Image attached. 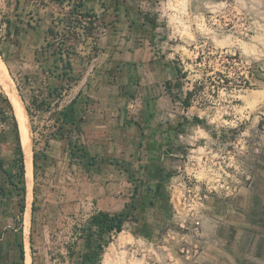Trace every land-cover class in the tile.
Segmentation results:
<instances>
[{"label": "rangeland", "instance_id": "obj_1", "mask_svg": "<svg viewBox=\"0 0 264 264\" xmlns=\"http://www.w3.org/2000/svg\"><path fill=\"white\" fill-rule=\"evenodd\" d=\"M31 2L0 0V94L10 104L14 96L23 105L31 164L33 150L46 159H38L35 169L32 164L28 202L23 146L20 141L25 186L20 192L15 132L0 114V264H264V0H126L127 12L117 1L120 16L96 17L97 30L89 36L67 28L66 20L57 23L81 0ZM48 28L56 38L47 35ZM107 28H121L122 36L132 39L126 55L134 61H126L131 78L122 87L124 103L166 112L158 94L169 82L179 125L167 132L160 128L164 121L156 120L133 161L96 156L107 160L93 167L78 164L81 158L70 157L67 139L59 140L69 155L64 178L62 168H47L58 160L49 162L46 153L58 139L44 149L41 138L52 124L49 113L38 111L30 118L25 110L45 97L46 86L61 84L53 77L45 82L44 72L56 75L58 56L53 48L43 52L41 47L47 39L71 54L78 83L61 102L60 108H67L83 91L82 78L100 55ZM36 29L45 35L36 50L16 36L25 31L27 41L39 36ZM217 54L238 55V71L249 73L252 87L220 90L214 97L205 90L184 112L185 91L205 76L207 63L196 60ZM154 60L165 65L169 81L160 77L158 64L151 70L155 74L146 71ZM209 61L215 72L225 69L222 59ZM176 68L187 73L188 84L181 81L177 87ZM171 135L177 138L173 144ZM70 139L77 141L74 134ZM99 212L124 217L119 233L102 235L106 242L99 258L90 262L84 258L101 234L92 225Z\"/></svg>", "mask_w": 264, "mask_h": 264}, {"label": "crops", "instance_id": "obj_2", "mask_svg": "<svg viewBox=\"0 0 264 264\" xmlns=\"http://www.w3.org/2000/svg\"><path fill=\"white\" fill-rule=\"evenodd\" d=\"M18 1L26 2V0ZM32 1L33 4L36 0ZM117 1L123 4L124 11L127 12L129 5L126 0H81L79 9L81 13L92 14L102 20L109 18L111 13H114V16H120L121 6L115 8L114 5V2ZM120 29L107 28L105 30L106 37L103 39V46H100L102 48L101 53L94 59L92 68L86 72V76L84 75L82 78L83 94L88 98L89 105L81 122L82 133L79 143L92 157L104 155L133 161L140 151L138 148L140 142L148 140L145 135L153 130L156 120L164 121V127H160L161 129L164 128L167 132L168 130L173 132V125H179V108L177 102L173 101L165 91L164 86L161 87L162 90L158 94V99L166 101V112L156 110L153 105L139 108L124 103L125 98L121 93L122 87L125 82L129 83L131 78V75L125 70L128 67L126 61L133 63L134 58L133 56L128 58L126 55L131 52L128 48L132 44V39L124 38ZM37 31L39 36L27 41L23 36V34L28 35L25 31L16 36L23 44L25 43L26 47L36 50L41 47L45 38L44 30L36 29L35 32L37 33ZM104 57L107 58L102 60ZM99 63H104V66H100ZM155 64L159 66L160 77L169 81L171 77L166 74L165 65L160 66V63L155 60L150 68H146V71L151 72ZM169 69L170 67L167 70ZM151 74L155 73L151 72ZM170 138V144H173V140L177 141L175 136L171 135ZM151 140H154L153 136ZM162 141L164 140L159 139V143ZM46 153L49 162L50 160L52 162V159H58L53 161L51 166L48 165V169L50 167L62 168V174L68 170L69 163L65 161L69 155L64 150L62 141L52 140ZM64 176L66 178L67 174Z\"/></svg>", "mask_w": 264, "mask_h": 264}, {"label": "trees", "instance_id": "obj_3", "mask_svg": "<svg viewBox=\"0 0 264 264\" xmlns=\"http://www.w3.org/2000/svg\"><path fill=\"white\" fill-rule=\"evenodd\" d=\"M80 3L79 5L74 6L68 13H66L62 20H58L57 23L61 24L64 22V20L68 21L67 28L76 30L81 29L82 33L85 34V36L91 35L94 30H97L96 28V22L97 19L94 15L88 14V13H81L80 12ZM75 16V18H74ZM78 17V18H77ZM82 18V20H79ZM77 19V20H76ZM87 20L86 24L88 26H85L83 23ZM75 21V22H74ZM95 25V26H94ZM8 31V30H7ZM74 33L75 32H71ZM47 35L50 37H57V34L54 32L52 28L47 29ZM78 35V34H76ZM46 46L41 47V50L47 51V49L53 48L52 55L58 56L57 59H55L54 63V69L56 72V75H52L53 72H44L45 82H48L51 77L57 79L61 84L60 86H57L53 89H50L48 86H46V93L45 97L41 98V100H34L31 106H26L25 110L26 113L29 115L30 118L34 116V113L38 111H45L48 112L50 115L49 121H52V124L45 127V134H41V138L44 139V149H46L49 146V140L50 139H58L63 140L67 139L68 146L70 147V157L72 159H76L77 157H80L81 159L77 161L80 165H85L87 167H93L97 165L100 161H106V158L101 157H92L90 156L86 150L83 148L82 145H77L79 143L80 135L82 133L81 129V122L83 120V115L85 111L88 108L89 101L88 98L83 95V91L79 90L76 94V96L70 101L69 106L66 108L63 106V108H60L61 102L64 100V97L66 94L72 91L73 87L77 86L78 78H75L73 76V66L70 58V52L68 50H65L59 46H55L54 44H49L47 42V39L45 40ZM68 49V48H67ZM65 53V54H64ZM222 59L224 62V70L222 72H215L211 66H209V60L210 59ZM196 62L198 64H202L203 62L207 63L205 64L204 73L205 76L202 80L195 82L192 84L191 89H187L184 93V98L180 100V103L182 105L183 111L186 112L189 108L192 107V103L194 98L196 97L197 93H202L206 90V94L209 96H216L217 93L220 90H226V91H232V90H241V89H249L251 88V84L249 82V73L248 75L241 74L240 71H238L237 64L240 63L239 56H227V55H214V56H207L206 59L199 57ZM176 77L175 81L179 84V86H183L181 81H185L187 84L189 83L187 79V73L183 72L181 69L176 68ZM209 74V75H208ZM47 84V83H46ZM170 83L166 82L164 84L165 91L169 94L170 98L175 101V97L173 96L171 89H170ZM41 93V92H40ZM41 95V94H40ZM80 97H83L81 100V106L82 108L78 109L77 103L78 99ZM80 112V113H79ZM0 114L2 115V119L4 121L10 120L12 123V127L15 132V142H16V150L18 155V184L19 188L18 190L20 192L25 191L24 186V168H23V153L21 150L20 140H19V133H18V126L16 119L14 117L15 114H13L12 106L9 102V100L4 97L2 94H0ZM33 130V129H31ZM32 133H34L32 131ZM74 134L76 136L77 141H75L74 144H72V140L70 139L71 135ZM35 142V140L33 141ZM73 149H75V152H79L80 154H75ZM40 158L46 159L45 154H36L33 150V167L36 168L37 164L36 161ZM110 164L113 163V160L108 159ZM13 187L17 188V186L12 182L11 184ZM23 198L21 199V201ZM23 208V207H22ZM35 211L34 202L32 204V213ZM124 217V214H114L110 216L108 213L105 212H99L93 219H92V225L96 227V230L100 232L98 240H96V246L94 249L91 250L90 254L86 255L84 259L86 261H96L99 258V252L102 250V241H104V238L102 237L103 234H106L110 236L112 232L119 233L121 231V225H122V218ZM92 236L87 237L86 236V246H90L92 242ZM89 249V248H88ZM21 257H23V252L21 250Z\"/></svg>", "mask_w": 264, "mask_h": 264}, {"label": "bare ground", "instance_id": "obj_4", "mask_svg": "<svg viewBox=\"0 0 264 264\" xmlns=\"http://www.w3.org/2000/svg\"><path fill=\"white\" fill-rule=\"evenodd\" d=\"M10 101L13 107V111H14L17 123H18L20 141L23 146L25 179H26V185H27V200L29 202L31 199L30 189H31V181H32L31 180L32 164H31L30 139L28 135L27 117L25 113L23 112V107H22L23 105H21V102H19L17 98H15L14 96H10Z\"/></svg>", "mask_w": 264, "mask_h": 264}]
</instances>
